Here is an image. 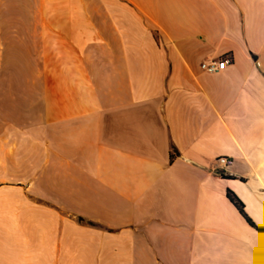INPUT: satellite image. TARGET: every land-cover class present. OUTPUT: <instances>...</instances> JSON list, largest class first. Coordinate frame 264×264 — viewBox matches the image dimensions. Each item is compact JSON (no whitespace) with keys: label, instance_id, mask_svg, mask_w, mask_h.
I'll use <instances>...</instances> for the list:
<instances>
[{"label":"crops","instance_id":"1","mask_svg":"<svg viewBox=\"0 0 264 264\" xmlns=\"http://www.w3.org/2000/svg\"><path fill=\"white\" fill-rule=\"evenodd\" d=\"M0 264H264V0H0Z\"/></svg>","mask_w":264,"mask_h":264},{"label":"built area","instance_id":"2","mask_svg":"<svg viewBox=\"0 0 264 264\" xmlns=\"http://www.w3.org/2000/svg\"><path fill=\"white\" fill-rule=\"evenodd\" d=\"M230 61L231 58L229 57L209 58L201 62V67L208 71H217L223 69ZM217 162L221 167H223L231 162V158L226 155H220L217 158Z\"/></svg>","mask_w":264,"mask_h":264},{"label":"trees","instance_id":"3","mask_svg":"<svg viewBox=\"0 0 264 264\" xmlns=\"http://www.w3.org/2000/svg\"><path fill=\"white\" fill-rule=\"evenodd\" d=\"M227 195L230 198V200L237 206V208L240 210V212L247 218V220L251 223L254 224L252 219L247 215L245 209H244V203L243 201L235 194L232 190L227 191Z\"/></svg>","mask_w":264,"mask_h":264},{"label":"rangeland","instance_id":"4","mask_svg":"<svg viewBox=\"0 0 264 264\" xmlns=\"http://www.w3.org/2000/svg\"><path fill=\"white\" fill-rule=\"evenodd\" d=\"M61 9H63V5L61 4Z\"/></svg>","mask_w":264,"mask_h":264}]
</instances>
